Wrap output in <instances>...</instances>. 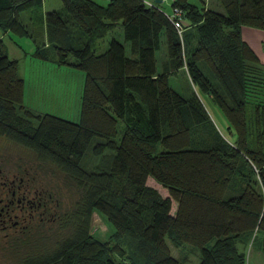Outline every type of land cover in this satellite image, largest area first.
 Listing matches in <instances>:
<instances>
[{"label":"trees","instance_id":"1","mask_svg":"<svg viewBox=\"0 0 264 264\" xmlns=\"http://www.w3.org/2000/svg\"><path fill=\"white\" fill-rule=\"evenodd\" d=\"M60 1L41 13L43 0H0L1 33L31 36L40 21L45 38L34 54L85 75L78 121L35 111L0 36V136L35 156L62 233L17 264H179L168 242L197 247V264H247L255 242L264 257V70L241 37L244 25L264 30V0H217L221 10L172 0L181 34L156 2ZM119 24L129 54L116 38L99 52ZM163 37L171 65L218 105L232 139L196 95L169 84L171 69L157 70ZM93 212L112 227L106 241L90 233Z\"/></svg>","mask_w":264,"mask_h":264},{"label":"rangeland","instance_id":"2","mask_svg":"<svg viewBox=\"0 0 264 264\" xmlns=\"http://www.w3.org/2000/svg\"><path fill=\"white\" fill-rule=\"evenodd\" d=\"M155 2V0H150ZM195 3H200L198 0H191ZM207 6L221 10L217 0H207ZM165 12H172V0H162L159 3ZM60 0H43L39 12L45 13L55 8H61ZM28 13L24 14L25 16ZM32 17V16H31ZM33 20V19H32ZM30 24L31 36H17L12 33L3 34L0 31V36L3 39V49L9 56L18 60L19 75L24 79L25 95L24 102L27 106L38 112L51 113L53 115L71 120L78 121L81 95L84 83V72L71 64H59L56 61L43 60L34 54L37 46L42 47V42L45 38L44 26L41 22L36 20ZM245 36V35H243ZM116 38L122 42L129 54V43L124 41L122 27L119 24L113 31L109 32L97 47L98 51H103L107 48L109 40ZM247 42V45L254 52L258 63L257 65L264 70V38L249 34L242 38ZM156 66L159 72L166 69H171L169 74V84L178 91L185 98H190L196 95L201 103L204 105L210 120L222 135L232 139L234 134L229 131V123L218 107L211 98L200 91L195 86L183 68H176L171 65V59L167 53V44L165 38L161 40L160 48L156 51ZM71 62L74 58L70 57ZM123 127L119 123L118 136L120 137ZM35 156L29 150L24 149L13 141L0 136V172L12 174L20 166H28L33 169L35 166ZM91 166L94 163L90 164ZM43 181L41 185L44 187L49 184L45 176H40ZM147 185L156 188L162 196L168 195L167 189L162 187L152 177L147 179ZM58 192V191H57ZM65 196V197H64ZM64 198L68 199L64 193ZM176 203L172 200L171 213L174 214ZM56 225H44L32 229L29 241L27 236H6V231H0V264H17L21 255H26L35 245L40 244L44 247H52L57 239L62 238V233H56ZM90 233L93 237L101 241L108 240L112 233V227L107 222L106 218L97 212L92 214V223ZM8 237V238H7ZM13 238V239H11ZM12 240H15L11 244ZM172 255L179 259V264H197L200 255L199 249L189 243H182L175 247L172 243L168 242ZM41 246V247H42ZM247 264H264V257L259 251L257 242L251 249H247Z\"/></svg>","mask_w":264,"mask_h":264},{"label":"flooded vegetation","instance_id":"3","mask_svg":"<svg viewBox=\"0 0 264 264\" xmlns=\"http://www.w3.org/2000/svg\"><path fill=\"white\" fill-rule=\"evenodd\" d=\"M42 182L28 166L12 174L0 172V231H6V236L19 239L30 236L35 227L51 225L54 202Z\"/></svg>","mask_w":264,"mask_h":264},{"label":"crops","instance_id":"4","mask_svg":"<svg viewBox=\"0 0 264 264\" xmlns=\"http://www.w3.org/2000/svg\"><path fill=\"white\" fill-rule=\"evenodd\" d=\"M94 1H97V2H99L101 4H106L108 2V0H94ZM144 1H146V2H153V1H150V0H144ZM161 2H162V0H161ZM161 2H159V3H161ZM159 3H157V4H159ZM160 7H161V5H160ZM55 9H57V8H55ZM249 34L259 36L260 38H264V30L263 29H259V28H255V27H251V26H245V25L242 26L241 27V37L242 38L243 37L245 38ZM243 35H245V36H243ZM263 43H264V41H263Z\"/></svg>","mask_w":264,"mask_h":264},{"label":"built area","instance_id":"5","mask_svg":"<svg viewBox=\"0 0 264 264\" xmlns=\"http://www.w3.org/2000/svg\"><path fill=\"white\" fill-rule=\"evenodd\" d=\"M151 4L150 2H147ZM170 19L172 23L174 24L177 32L181 34L183 30L184 20L182 17V10L178 7L173 8L172 14L170 15Z\"/></svg>","mask_w":264,"mask_h":264},{"label":"water","instance_id":"6","mask_svg":"<svg viewBox=\"0 0 264 264\" xmlns=\"http://www.w3.org/2000/svg\"><path fill=\"white\" fill-rule=\"evenodd\" d=\"M155 2H156V3H159V2H161V0H155Z\"/></svg>","mask_w":264,"mask_h":264}]
</instances>
